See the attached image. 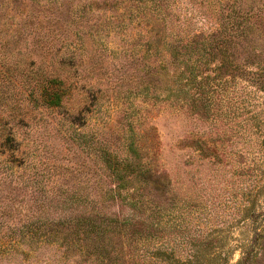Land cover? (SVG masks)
Here are the masks:
<instances>
[{"label":"rangeland","instance_id":"obj_1","mask_svg":"<svg viewBox=\"0 0 264 264\" xmlns=\"http://www.w3.org/2000/svg\"><path fill=\"white\" fill-rule=\"evenodd\" d=\"M251 14L264 48V0H0V116L21 151L0 165V264H264ZM216 30L232 69L196 36ZM61 69L69 96L45 107L33 77Z\"/></svg>","mask_w":264,"mask_h":264},{"label":"trees","instance_id":"obj_2","mask_svg":"<svg viewBox=\"0 0 264 264\" xmlns=\"http://www.w3.org/2000/svg\"><path fill=\"white\" fill-rule=\"evenodd\" d=\"M254 21H253V20ZM246 24H248L249 26H246V28H244V31L240 34H238V36L242 37V47L245 51V53H247L249 56H256L259 57L261 55V53L264 52V48L263 47H259V43H257V39L259 38L254 37L251 33V28L253 27H257V20L254 19V15H250V17L248 18V20L246 21ZM253 24H255L254 26H252ZM259 25V24H258ZM264 27V26H263ZM216 31H211L209 33H202L200 35H196V36H202L204 39V44L206 49L208 48L210 54H219V68L222 69H226L228 70L229 68L232 69L231 66L233 65V62L230 60V56L229 53L227 51H223L222 49H220V51H217V46H215V43H217L216 41H219V33ZM195 36V37H196ZM193 45L192 42V38L189 39V41H187L183 46L186 49H190L189 46ZM216 48V50H215ZM192 53V51H190V54ZM190 60V59H189ZM200 60H197V63ZM195 63V62H194ZM203 63V62H202ZM0 64L4 65L2 63V56L0 55ZM201 65V64H200ZM195 69V66H194ZM193 69V70H194ZM201 68H199L198 70H200ZM261 70H264V68H262ZM65 69H61V73H53L50 76H44L42 75L41 77H39V75L34 76L33 80H35V84L38 86V88L40 89V91L43 93V95L41 96V100H42V104L45 107L51 108V107H57V106H62L65 102V100L68 98L69 96V84L66 82L67 80V76H65L62 72H64ZM232 72V71H231ZM254 73V72H253ZM233 74V73H232ZM255 74V73H254ZM182 75L185 76L184 77V81L189 82L188 84L191 85V82L193 81H197L199 78L197 77L195 71H189V69L184 68ZM257 75V74H256ZM258 75H264V72H262L261 74ZM17 78V77H16ZM15 78H12L8 75H6L3 66H0V114H2L4 112V109H2V104L7 101V99H9V97H6V94L9 93V91H7L9 88H14L12 86H9L10 84L6 85V83L8 81H13ZM15 81V80H14ZM183 81V82H184ZM13 113V111H10ZM5 118L3 116H0V165L2 163H4V165L6 164H11L15 163L18 160V154L21 153L20 149H19V143L16 141V137L13 135V133L9 132L4 134V132L6 131V127L8 126L6 122H3ZM2 156H6L5 158H2ZM117 175H119L121 180H125L126 179V175H120L122 174L121 172H119V170L116 172ZM110 198H115L118 194H121L119 186H115V187H111L110 189ZM131 219V217H130Z\"/></svg>","mask_w":264,"mask_h":264}]
</instances>
